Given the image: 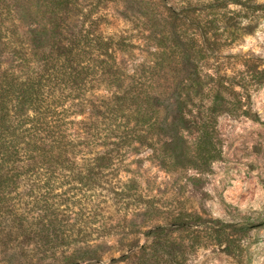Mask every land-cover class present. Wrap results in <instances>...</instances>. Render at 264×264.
<instances>
[{
    "label": "trees",
    "instance_id": "16d2710c",
    "mask_svg": "<svg viewBox=\"0 0 264 264\" xmlns=\"http://www.w3.org/2000/svg\"><path fill=\"white\" fill-rule=\"evenodd\" d=\"M84 2L0 0V254L7 264H40L57 257L63 264L101 263V244H94V236L105 229L99 222L105 211L91 205L86 229L77 231L80 223L70 222V203L83 191L91 200L106 197L99 189L123 194L110 189L108 176L138 150L136 143L163 151L161 163L170 168L167 152L172 148L181 154L189 145L182 133L195 129L192 160L197 168L209 164L219 157L216 116L233 112L228 87L220 77H208L216 90L204 119L184 111V100L177 102L180 117L171 125L155 119L154 109L166 98L153 95L116 60V51L135 46L124 39L98 41L86 28L96 8L88 11ZM229 4L242 3L215 0L207 8ZM208 35L205 30L207 46ZM190 75L191 87L204 91L208 83L203 77ZM237 110L248 114L242 106ZM154 136L167 141L158 147ZM62 186L67 189L59 192ZM80 211L76 218L84 215ZM165 230L150 229V245L111 263L132 258L139 264L168 262L161 251L167 247Z\"/></svg>",
    "mask_w": 264,
    "mask_h": 264
},
{
    "label": "rangeland",
    "instance_id": "374dc122",
    "mask_svg": "<svg viewBox=\"0 0 264 264\" xmlns=\"http://www.w3.org/2000/svg\"><path fill=\"white\" fill-rule=\"evenodd\" d=\"M84 3L88 11L96 8L86 28L98 41L124 39L135 46L116 51V60L153 95L166 98L154 109L161 123L171 125L180 117L177 102L182 100L184 111L204 119L216 90L208 77H220L233 101V112L219 114L213 125L217 159L197 168L195 129L181 132L189 142L181 154L172 148L167 152L170 168L161 163L163 151L136 143L138 150L130 151L119 172L108 176L110 189L123 194L99 189L106 197L91 200L83 191L70 203L69 219L80 223L77 231L86 229L91 205L105 211L99 221L105 229L94 236L102 261L92 264H112L113 258L137 254L151 244L147 231L158 226L168 234L161 250L168 261L164 264H264V0H241V5L218 9L207 8L215 0ZM205 30L212 39L209 46L203 42ZM195 72L208 83L200 93L191 87ZM241 106L247 116L237 110ZM153 139L159 140L158 147L167 141ZM79 210L84 215L77 219ZM3 257L0 264H7ZM129 261L116 264H139L137 258ZM40 264L63 263L57 257Z\"/></svg>",
    "mask_w": 264,
    "mask_h": 264
}]
</instances>
